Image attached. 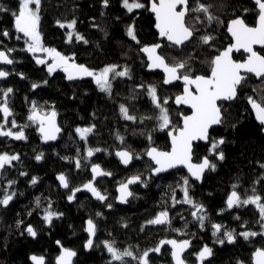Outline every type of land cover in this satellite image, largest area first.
I'll list each match as a JSON object with an SVG mask.
<instances>
[{
  "label": "trees",
  "instance_id": "trees-1",
  "mask_svg": "<svg viewBox=\"0 0 264 264\" xmlns=\"http://www.w3.org/2000/svg\"><path fill=\"white\" fill-rule=\"evenodd\" d=\"M109 2L110 6L104 8L102 0H42L39 30L46 47L56 48L67 56L74 55L76 63L91 70L98 71L113 64L119 65V70L127 67L131 79L114 80L111 95L101 92L91 77L69 81L62 71L48 75L45 66L37 65L31 54L22 51L26 47L23 39H15V35L19 34L14 32V17L11 13L17 10L18 0H0V6L9 9L8 12H0V31L6 29L12 34L11 38L0 36L3 41L0 50L6 47L16 49L12 56L18 62L7 70L23 73L25 77L21 79L19 75H10L7 80L0 81V88L14 89L10 97L14 113L12 118L18 126L29 125L24 128L26 142L0 137V153L20 156L18 161L13 162L14 166L7 168L0 176L2 187H7V181L15 180L10 191L17 193L8 207H0V264H31V254L43 256L45 264H55L54 260L59 253L57 241L76 251L73 264H109L111 257L102 243L105 240L114 242L121 251L130 249L139 256L167 238L192 241L191 252L185 255L189 264L194 263L193 254L205 244L214 253L206 264H252V253L258 248L264 249V237L257 236L245 241L238 236L236 243L225 242L220 245L212 236L211 224L220 223L225 229H235L237 233L262 230L258 222L259 214L254 206L234 208L220 214L221 209H226V197L233 190L234 184L238 186L236 190L242 198L252 195L253 188L257 194L264 196V180H261L264 169L259 166L264 163V134L245 100L246 95H258L252 89L262 86L261 80L252 77L240 99L222 103L224 123L210 132V140L221 137L225 139V144L220 147L225 159L216 161L213 158L216 169L208 170L200 184L191 181L190 195L195 202L204 205V214L208 217L205 228L201 230L198 221L191 216L194 211L191 206L177 204L172 207L173 192L177 199H183L181 186L183 178L188 177L186 172L176 169L153 178L150 175L153 165L146 159L149 147L159 150L169 148L167 130L158 129V110L153 106L146 89L149 85L155 86L161 101L169 99L167 108L172 127H177L180 124V114H188L187 110L176 109L172 105L173 98L181 92V86L176 84L166 88L162 85L160 73L146 72V61L140 48L158 43L152 15L145 10L127 14L121 7V0ZM141 2L147 5L149 0ZM205 4L212 5L210 11L223 24L213 22L211 25H198L200 30L196 33L197 41L182 49L171 48L163 42L160 51L169 63L173 62L174 57H191L190 64L197 75L207 74L211 57L230 44L226 25L231 19L242 16L246 23L254 26L257 18V11L251 0H205ZM244 9L248 11L244 12ZM73 19L77 21L76 32L88 41L87 44L75 39L71 43L66 42L69 29L60 28L57 21L66 23ZM133 20L139 43L126 35L127 26ZM205 34L215 37L212 47L198 43L199 36ZM259 52L264 55V48ZM233 58L243 60L245 56L237 54ZM45 80L46 85L42 84ZM33 83H40L41 87L33 90ZM138 85L145 87L138 88ZM33 102L44 112L56 111L61 134L55 143L43 145L36 133L35 124L28 121ZM121 104L129 109L131 115L137 117L136 121L123 119ZM2 122L0 114V123ZM93 125L94 131L88 135L85 144L79 139L75 129ZM67 132L70 134L66 135ZM118 135L124 138L123 143L117 138ZM149 135L151 140L148 139ZM209 146L195 145L193 160L198 162L208 156ZM86 148H100L102 151L84 159ZM120 150H128L134 156L126 169L120 166L115 156V152ZM39 153H43V158L36 161L35 156ZM65 157L68 159H64ZM77 158L81 159L80 169L75 167ZM92 164H99L104 171L112 174L109 179L102 178L96 182L97 189L108 200L102 204L85 194H78L74 202L68 204L70 189L81 187L91 179L89 168ZM21 171L27 175L21 176ZM58 174L66 176L70 189L60 188L55 180ZM138 174L142 176L144 183L131 187L134 195L126 206L115 204L116 185ZM33 177L38 178L36 185L31 184ZM258 180L260 183H256ZM38 197L39 208L36 207ZM49 203L52 205L51 210L63 213L61 217L53 218L51 226L43 220L44 209ZM108 204L112 207L108 208ZM165 209L169 210L170 224L155 226L147 223ZM29 212L32 214L29 215ZM236 216L240 219L237 220ZM87 219H92L97 225L94 247L89 251L84 247L87 240L84 224ZM17 221H23V224L17 227ZM245 222V226L241 227ZM29 224L37 231L35 238L25 231ZM125 260L128 264H137L130 257H125ZM150 260L151 264H172L168 249H163L158 257L150 256ZM112 264L119 262L113 261Z\"/></svg>",
  "mask_w": 264,
  "mask_h": 264
},
{
  "label": "snow or ice",
  "instance_id": "snow-or-ice-1",
  "mask_svg": "<svg viewBox=\"0 0 264 264\" xmlns=\"http://www.w3.org/2000/svg\"><path fill=\"white\" fill-rule=\"evenodd\" d=\"M254 4L257 6V19L254 26H250L246 23L245 19L235 17L231 19L227 25L226 30L231 38V43L223 50H218L217 54L208 61L209 72L207 74H194L191 67V57L181 59L173 58V62L169 63L166 57L158 52L162 48L161 44H153L150 46H143L140 51L147 55L148 68L149 69H162L165 73L164 84H172L176 81H182L183 89L181 94L175 96L174 103L177 106L185 105L190 109V114H180V124L177 127H172V120L167 105L169 99L165 98L163 101L157 95V89L155 86L149 85L146 89L149 98L153 106L158 110V116L156 119L159 121L158 129L160 131L167 130V134L171 141L170 151H161L156 147H151L146 155L154 162L152 168L153 174H159L166 172L169 169L176 168L179 165L184 166L189 177H184L182 181L181 191L183 193V199H177L175 192H173L172 207L177 204H186L191 206L194 211L191 212V216L198 221L201 230L205 228V221L208 217L204 214L206 209L203 204L195 202L190 195L191 181H202L206 170L215 171L216 163L213 162V158L216 161H223L225 159L224 152L220 150L221 145L225 144L223 137L210 140L209 130L214 125H221L224 123V111L222 107L223 102H232L240 99L241 93L247 88L248 82L252 77L261 80L262 86H258L252 89L253 93L258 95H246L245 100L247 105L250 106L252 112L255 114V120L261 126V130L264 131V55L258 52L254 46H261L264 48V0H254ZM102 6L108 8L110 6L109 0H102ZM121 7L126 10L127 14H133L136 10L149 11L154 15L155 28L158 31V35L162 40L168 42V46L171 48H184L194 41H197L196 33L200 30L198 25H204L205 23L211 25L213 22L217 24H223L218 16L213 14L210 9L212 5L205 4L202 0H149L146 5L141 0H121ZM41 8L42 0H18V7L16 11H13L11 15L14 17V32L19 35H15L16 40L23 39L25 51L32 55L37 65H43L46 67L48 75H52L57 70L66 74V79L74 81L83 79L84 77H91L95 85L101 92L108 95L112 94L113 81L117 78H129V69L124 67L122 70L119 65H108L102 69L96 71L91 70L83 64L75 62V57L62 54L56 48L46 47L42 40V35L39 30L41 20ZM9 9L0 6V12H8ZM247 12L248 9H244ZM119 19V18H117ZM77 21L75 19L70 22L57 21L60 28H67L69 31L66 33V42L71 43L73 39L75 41L87 44L88 41L75 30ZM11 33L8 30L0 31V36L4 38H11ZM126 35L136 43L139 40L135 31V23L127 26ZM215 37L211 34L201 35L198 38V43L202 46L212 47V42ZM0 44L3 41L0 40ZM16 51L13 47H6L4 50H0V65L11 66L18 61L12 56V53ZM243 52L246 54L243 60H236L233 58L234 53ZM19 75L21 79H24L23 73L12 72L5 67H0V80H5L10 75ZM42 84H47V80ZM41 87L40 83H33L31 88L33 90ZM138 88H144V85H138ZM14 89L8 87L6 89L0 88V114H2V123H0V137L11 138L15 141H23L27 139L24 128L18 126L14 118V113L10 105V97L13 94ZM120 113L126 121H136L137 117L129 113V109L121 104ZM57 113L55 110L50 112L42 111L38 105L33 102L28 121L37 125V130L44 142L55 141L58 134L61 132V128L56 122ZM12 118V119H10ZM144 119H151V117H144ZM10 125V126H9ZM95 126L89 127H77L75 129L76 134L81 141L87 143L88 135L93 133ZM13 129H18L13 131ZM117 138L123 143L124 138L117 136ZM151 140V136H148ZM204 141L209 143V155L202 158L201 162L193 163V142ZM100 148H86V155L84 159H89L94 156L95 153L101 152ZM79 153V150H78ZM116 156L120 159L121 163L128 166L134 156L128 150H121L116 153ZM211 157V158H210ZM43 158V153H39L35 156L36 161H40ZM139 158V157H135ZM20 156L18 154H9L7 152L0 153V176L4 174L7 168L13 165V162L18 161ZM64 159H68L65 157ZM264 169V163L259 165ZM75 167L80 169L82 167L81 159L75 160ZM92 179L75 189H70L69 181L64 174H60L57 179L62 187L70 189V195L67 196L69 202H72L76 194L82 190H86L91 193L97 200L104 202L107 200V196L103 195L95 186L97 177L111 176L110 172L101 169L99 164L91 165ZM21 176L27 175V173L21 171ZM264 180V176L261 177ZM15 180L7 181V187L0 186V207H8L10 202L13 201L17 195L15 191H10L15 185ZM38 178L33 177L31 184L36 185ZM141 175H133L123 182L118 187V200L120 203H127L128 198L133 196L134 193L130 190V185L142 184ZM260 183V180L256 181ZM144 186H147L146 184ZM233 190L226 197V209H221L222 214L226 210H232L234 208L247 207L249 205L254 206L259 214V223L261 224V231L244 230L236 232L235 229L227 230L220 223H212V236L216 238L215 242L224 245L234 244L237 241V237H242L245 241L255 238L257 236L264 237V196L256 193V189L253 188L252 195L241 197L236 190L237 185H233ZM36 207H40V198L36 200ZM108 208L112 205L108 204ZM52 205L49 203L48 207L44 209L43 220L49 226H51L53 218H59L63 213H58L51 210ZM29 215L32 213L29 212ZM100 215V213H97ZM237 220L239 216L235 217ZM151 225H165L170 224L169 210L165 209L158 213V215L149 221ZM23 224V221H17V227ZM246 222L241 225L244 227ZM25 231L31 237L37 236V231L29 224L26 226ZM84 231L88 234V239L85 242L84 247L86 249H92L94 247V237L97 234V225L92 219L86 221V227ZM176 231H180L176 229ZM60 246V255L56 258V264H73V258L77 256L76 251L64 247L60 241L56 242ZM104 248L109 253L111 260L119 262V264H128L125 257H130L137 261V264H151L150 253L159 254L161 248L164 245L171 246V257L174 264H187L185 253L191 247V241L183 239L178 241L176 239L162 240L160 245L154 249L147 250L141 255L137 256L130 249L120 250L115 246L114 242L105 240L102 242ZM213 249L205 244L202 249L196 254L200 264H204V261L213 255ZM30 259L34 264H45V258L43 256H31ZM254 264H264V249H256L253 253Z\"/></svg>",
  "mask_w": 264,
  "mask_h": 264
},
{
  "label": "water",
  "instance_id": "water-1",
  "mask_svg": "<svg viewBox=\"0 0 264 264\" xmlns=\"http://www.w3.org/2000/svg\"><path fill=\"white\" fill-rule=\"evenodd\" d=\"M252 2H253V4H254V0H251ZM255 5V4H254ZM256 6V5H255ZM256 10L258 11V9H257V6H256ZM149 12V11H148ZM151 15H152V17H153V21H154V31L156 32V34H157V39H158V43H156V44H161L162 45V48H163V42H165V43H167L168 44V42L167 41H165V40H162L160 37H159V35H158V31L156 30V28H155V18H154V15L151 13V12H149ZM257 19V18H256ZM255 23H256V21H255ZM226 34H227V36H228V38L230 39V43L232 42L231 41V38H230V36L228 35V33H227V30H226ZM150 45H153V44H149V45H144V46H150ZM228 46V45H227ZM255 47V49L259 52V50H261L262 48H261V46H259V45H257V46H254ZM142 48V47H141ZM140 48V49H141ZM161 48V49H162ZM161 49H159L158 50V52L160 53V51H161ZM140 53H141V55L145 58V61H146V72L147 73H160L161 74V76H162V85L164 86V87H166V88H168V87H171V86H173V85H176V84H178V85H180L181 86V92H182V89H183V83H182V81H176V82H173L172 84H164L163 83V81H164V78H165V73L163 72V70L162 69H149L148 68V60H147V55L145 54V53H143V52H141L140 51ZM237 54H243L244 56H246V54H244L243 52H240V53H234L233 54V56L234 55H237ZM12 66V65H11ZM11 66H2V65H0V67H5V68H10ZM255 78V77H254ZM8 79V78H7ZM7 79H5V80H7ZM256 79V78H255ZM256 80H258V79H256ZM0 81H3V80H0ZM181 92L179 93V94H181ZM178 94V95H179ZM177 96V95H176ZM175 98V97H174ZM174 98H173V100H172V105L176 108V109H180V108H183V109H185V110H187L188 111V114H190V109L187 107V106H185V105H181V106H177L173 101H174ZM248 107H249V109H250V112H251V114H252V116H253V118H254V120H255V114L252 112V110H251V108H250V106L248 105ZM187 115V114H186ZM56 122H57V124H58V121H57V117H56ZM255 122L257 123V124H259L256 120H255ZM59 126V125H58ZM219 125H214L210 130H209V135H210V132H211V130H213L214 128H216V127H218ZM38 131V130H37ZM263 132V134H264V131H262ZM38 134H39V132H38ZM60 134H61V132L58 134V137H57V139L55 140V141H49V142H44L42 139H41V143L43 144V145H48V144H53V143H55L57 140H58V138H59V136H60ZM39 136H40V134H39ZM40 138H41V136H40ZM167 138H168V143H169V148H168V150H161V151H170L171 150V141H170V137L168 136V134H167ZM11 139V138H10ZM197 144H201V145H204V146H208L209 145V143H206V142H204V141H195V142H193V150H194V146L195 145H197ZM153 147V146H152ZM151 147H149L148 149H147V151L150 149ZM159 150V149H158ZM121 151V150H120ZM147 151H146V153H147ZM118 151H116L115 152V156H116V153H117ZM192 157H193V154H192ZM116 158L118 159V161H119V163H120V166L122 167V168H124V169H126V168H128L129 166H130V164L132 163H130L128 166H125L124 164H122L121 163V161H120V159L116 156ZM146 159L148 160V161H150L151 162V164L153 165V167H154V162L153 161H151V159L146 155ZM201 160H202V158L198 161V162H195L194 160L192 161L193 163H199V162H201ZM102 169V168H101ZM176 169H183L185 172H186V174L188 175V177H189V173H188V171H187V169L184 167V166H182V165H179V166H177L176 168H173V169H169L168 171H166V172H162V173H159V174H153L152 173V171L150 172V175L153 177V178H155V177H157V176H159V175H162V174H165V173H167V172H169V171H172V170H176ZM103 170V169H102ZM208 170H206L205 171V173L207 172ZM89 173H90V176H91V179H92V173H91V166H90V168H89ZM205 173H204V175H205ZM60 174H58V175H56L55 176V180L57 181V183H58V185L60 186V188L62 189V190H67V189H65L64 187H62L61 185H60V183H59V180L57 179V177L59 176ZM111 176H105V177H97L96 178V181L97 180H99V179H102V178H107V179H109ZM130 178V177H129ZM90 179V180H91ZM128 179V178H127ZM127 179L124 181V182H126L127 181ZM203 179V178H202ZM89 180V181H90ZM96 181H95V183H96ZM192 181H194V180H192ZM194 182H196V183H198V184H200L202 181H194ZM119 185L120 184H118L116 187H115V203L117 204V205H119V206H126V204L127 203H120L119 202V200H118V196H119V192H118V187H119ZM134 185H136V184H134ZM134 185H130L129 187H130V190H131V187H133ZM96 186V185H95ZM82 187V186H81ZM78 194H85L86 196H88V197H90L92 200H94V201H98V202H100V203H105L106 201H104V202H101V201H99V200H97L95 197H93L92 195H91V193H89V192H87L86 190H82V191H80L79 193H77L76 195H78ZM131 197H129L128 198V200L130 199ZM75 200V199H74ZM74 200L72 201V202H69L68 201V199H67V202H68V204H72L73 202H74ZM158 215V214H157ZM156 215V216H157ZM88 220V219H87ZM86 220V221H87ZM86 221H85V224H84V229H85V227H86ZM155 226H159V225H155ZM84 234L87 236V239L89 238L88 237V234L84 231ZM95 238V237H94ZM93 238V239H94ZM169 239H174V238H169ZM169 239H162V240H169ZM162 240H160V241H162ZM177 240V239H176ZM183 240V239H182ZM160 241H159V243L157 244V246H159L160 245ZM178 241H181V240H178ZM191 241V240H190ZM156 246V247H157ZM155 247V248H156ZM191 247H192V241H191ZM191 247L187 250V252L185 253V254H187L190 250H191ZM58 248H59V253H58V255L56 256V258L60 255V251H61V249H60V246H58ZM164 248H167L169 251H170V253H171V246L170 245H164L162 248H161V251H162V249H164ZM154 249V248H153ZM202 249V248H201ZM200 249V250H201ZM258 249H260V248H258ZM85 250L86 251H89L90 249H86L85 248ZM199 250V251H200ZM198 251V252H199ZM197 252V253H198ZM255 252V251H254ZM253 252V253H254ZM161 253V252H160ZM160 253L159 254H156V253H150V255H155V256H159L160 255ZM196 253V254H197ZM253 253H252V264H254V259H253ZM194 255V259H195V263L194 264H200V262L198 261V259H197V255ZM33 255H35V256H41V255H36V254H32L31 256H33ZM30 256V257H31ZM30 257H29V261H30V263L31 264H34V262L30 259ZM56 258H55V260H54V263L56 264ZM75 258V257H74ZM74 258H73V260H74ZM209 259L210 258H208V259H206L205 261H204V264L207 262V261H209ZM170 260H171V263L172 264H174V262H173V260H172V257H171V254H170ZM188 264V263H187Z\"/></svg>",
  "mask_w": 264,
  "mask_h": 264
},
{
  "label": "flooded vegetation",
  "instance_id": "flooded-vegetation-1",
  "mask_svg": "<svg viewBox=\"0 0 264 264\" xmlns=\"http://www.w3.org/2000/svg\"><path fill=\"white\" fill-rule=\"evenodd\" d=\"M202 2L205 3V0H202ZM251 2H252V1H251ZM252 3H253V2H252ZM254 6H255V5H254ZM255 8H256V6H255ZM256 11H257V10H256ZM10 68H11V67H10ZM6 69H8V68H6ZM10 119H12V118H10ZM9 126H10V125H9ZM35 126H36V133H37V135L39 136L38 131H37V125H35ZM13 131H17V129H13ZM25 134H26V133H25ZM1 138H3V137H1ZM5 139L13 140V139H10V138H5ZM39 140H40V142H41V138H40V136H39ZM23 141L26 142L27 140H23ZM118 162H119V161H118ZM119 164H120V163H119ZM99 180H100V179H99ZM97 181H98V180H97ZM97 181H96V182H97ZM122 183H123V182H122ZM119 184H121V183H119ZM95 185H96V183H95ZM116 186H117V185H116ZM107 200H108V197H107ZM114 202H115V197H114ZM115 204H116V203H115ZM167 239H168V238H167ZM174 239H175V238H174ZM177 240H178V239H177ZM181 240H182V239H181ZM188 240H189V239H188ZM202 247H203V246H202ZM202 247H201V248H202ZM201 248H200V249H201ZM164 249H167V248H164ZM191 249H192V247H191ZM162 250H163V249H162ZM198 251H199V250H198ZM198 251H197V252H198ZM161 252H162V251H161ZM189 252H191V250H190ZM189 252H188V253H189ZM197 252H195V253L193 254V258H194V255H195ZM188 253H187V254H188ZM160 254H161V253H160ZM169 254H170V251H169ZM187 254H185V255H187ZM150 256H155V255H150ZM159 256H160V255H159ZM156 257H158V256H156ZM210 258H211V257H210ZM209 260H210V259H209ZM207 262H208V261H207ZM207 262H206V263H207ZM194 263H195V259H194ZM194 263H193V264H194ZM206 263H205V264H206ZM188 264H189V263H188Z\"/></svg>",
  "mask_w": 264,
  "mask_h": 264
},
{
  "label": "bare ground",
  "instance_id": "bare-ground-1",
  "mask_svg": "<svg viewBox=\"0 0 264 264\" xmlns=\"http://www.w3.org/2000/svg\"><path fill=\"white\" fill-rule=\"evenodd\" d=\"M72 130H73V129H72ZM68 133H69V132H67L66 135H68ZM70 133H71V131H70ZM70 133H69V134H70ZM67 137H70V136H67ZM67 137H66V138H67ZM71 139H73V138H71ZM83 165H84V164H83ZM84 167H85V166H84ZM83 222H84V221H83ZM82 226H83V224H82ZM63 246H64V245H63ZM31 255H32V254H31ZM31 255H29V256H31Z\"/></svg>",
  "mask_w": 264,
  "mask_h": 264
},
{
  "label": "rangeland",
  "instance_id": "rangeland-1",
  "mask_svg": "<svg viewBox=\"0 0 264 264\" xmlns=\"http://www.w3.org/2000/svg\"><path fill=\"white\" fill-rule=\"evenodd\" d=\"M46 68V67H45ZM119 70V69H118ZM57 71H60V70H57ZM65 74V73H64ZM66 75V74H65ZM93 80V79H92ZM94 82V81H93Z\"/></svg>",
  "mask_w": 264,
  "mask_h": 264
}]
</instances>
